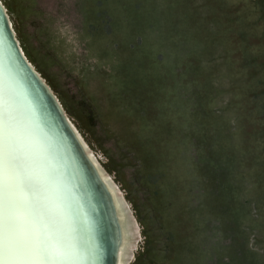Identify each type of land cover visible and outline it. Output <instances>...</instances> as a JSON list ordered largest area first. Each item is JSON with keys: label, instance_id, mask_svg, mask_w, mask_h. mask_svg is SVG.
Masks as SVG:
<instances>
[{"label": "rangeland", "instance_id": "rangeland-1", "mask_svg": "<svg viewBox=\"0 0 264 264\" xmlns=\"http://www.w3.org/2000/svg\"><path fill=\"white\" fill-rule=\"evenodd\" d=\"M197 2L5 7L19 21L27 58L138 219L132 264H215L232 235L251 264H264V57L254 49L234 66L223 40L216 63L203 61ZM216 209L226 221L209 219Z\"/></svg>", "mask_w": 264, "mask_h": 264}, {"label": "snow or ice", "instance_id": "snow-or-ice-1", "mask_svg": "<svg viewBox=\"0 0 264 264\" xmlns=\"http://www.w3.org/2000/svg\"><path fill=\"white\" fill-rule=\"evenodd\" d=\"M255 2L193 5L203 25V61L216 63L223 40L234 66H243L254 49L264 57V8L257 11ZM7 3L0 0V264H115L107 258L103 217L91 195L90 157L63 115H53L33 94L25 74L30 66L20 55L19 21ZM218 216L227 219L219 209L209 219ZM249 255L232 235L219 246L215 264H251Z\"/></svg>", "mask_w": 264, "mask_h": 264}, {"label": "water", "instance_id": "water-1", "mask_svg": "<svg viewBox=\"0 0 264 264\" xmlns=\"http://www.w3.org/2000/svg\"><path fill=\"white\" fill-rule=\"evenodd\" d=\"M20 55L24 61H26L27 65L29 63L22 55L20 51ZM30 66V65H29ZM25 74L28 77V81L31 85V90L34 95L42 96L44 100V104L47 109L51 110L53 115L62 114L63 122L67 125L69 131L72 132L78 139L81 147L84 150V145L81 143L78 133L75 128L71 125L68 118L61 111V106L52 92L48 87L45 86L44 82L40 80L39 75L34 71V69L30 66V68H25ZM85 153V150H84ZM86 156H88L85 153ZM89 163L92 168L93 176H92V185H91V195L93 197L94 203L96 204L98 214L103 217L104 229H105V237H106V247L108 250V259L114 260L115 264L117 263L116 251L121 241V231H122V223L120 221V211L119 207L114 200L113 194L109 191V188L106 186L105 182H103L100 178L98 169L92 160H89Z\"/></svg>", "mask_w": 264, "mask_h": 264}, {"label": "bare ground", "instance_id": "bare-ground-1", "mask_svg": "<svg viewBox=\"0 0 264 264\" xmlns=\"http://www.w3.org/2000/svg\"><path fill=\"white\" fill-rule=\"evenodd\" d=\"M19 47L22 55L25 57L29 65L39 75L40 80L44 82L45 86L49 88V90L52 92V94L59 102L61 106V111L65 114V116L70 121L71 125L77 131L78 137L81 143L84 145L85 153L88 155V157H90L92 162L95 164L96 168L98 169L101 180L105 182L106 186L109 188V191H111V193L113 194L114 200L116 201L119 207V211L121 213L120 221L122 223L121 241L119 242L116 251V256H117L116 264H132L133 261L136 260V249L138 250V245H140V240L142 239V232H141V226L133 212V209L131 208L130 203L127 201L126 197L124 196L122 190L120 189L119 184L115 180V177L102 166L98 155L87 143L86 139L84 138L78 127L75 125L71 117L66 113L59 99L52 91L50 86L47 84L46 80L27 58L21 44H19Z\"/></svg>", "mask_w": 264, "mask_h": 264}]
</instances>
